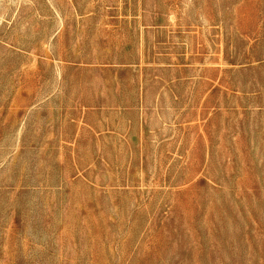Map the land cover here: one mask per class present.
I'll return each instance as SVG.
<instances>
[{
    "label": "rangeland",
    "instance_id": "obj_1",
    "mask_svg": "<svg viewBox=\"0 0 264 264\" xmlns=\"http://www.w3.org/2000/svg\"><path fill=\"white\" fill-rule=\"evenodd\" d=\"M0 264H264V0H0Z\"/></svg>",
    "mask_w": 264,
    "mask_h": 264
}]
</instances>
